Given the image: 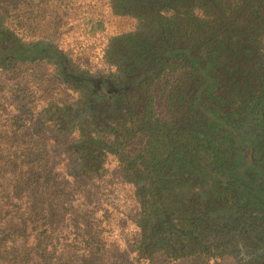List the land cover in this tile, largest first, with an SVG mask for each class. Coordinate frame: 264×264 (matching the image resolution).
<instances>
[{
	"label": "trees",
	"instance_id": "obj_1",
	"mask_svg": "<svg viewBox=\"0 0 264 264\" xmlns=\"http://www.w3.org/2000/svg\"><path fill=\"white\" fill-rule=\"evenodd\" d=\"M36 1L0 0V264H264V0H108L98 72Z\"/></svg>",
	"mask_w": 264,
	"mask_h": 264
},
{
	"label": "rangeland",
	"instance_id": "obj_2",
	"mask_svg": "<svg viewBox=\"0 0 264 264\" xmlns=\"http://www.w3.org/2000/svg\"><path fill=\"white\" fill-rule=\"evenodd\" d=\"M36 3L44 9V14L48 4L51 5V20L57 24L58 31L56 44L65 47L63 43H68L73 51V62L92 64L96 72L109 70L106 54L113 36L117 32L122 34L135 30L133 18L119 19L117 15L106 14L108 0H37ZM93 6L95 9L91 11ZM110 198L118 201L120 196Z\"/></svg>",
	"mask_w": 264,
	"mask_h": 264
}]
</instances>
